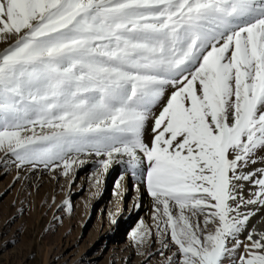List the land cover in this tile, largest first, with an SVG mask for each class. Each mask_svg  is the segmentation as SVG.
Returning a JSON list of instances; mask_svg holds the SVG:
<instances>
[{"label":"snow or ice","instance_id":"obj_1","mask_svg":"<svg viewBox=\"0 0 264 264\" xmlns=\"http://www.w3.org/2000/svg\"><path fill=\"white\" fill-rule=\"evenodd\" d=\"M0 46V162L125 164L135 244L264 264V0H0Z\"/></svg>","mask_w":264,"mask_h":264},{"label":"rangeland","instance_id":"obj_2","mask_svg":"<svg viewBox=\"0 0 264 264\" xmlns=\"http://www.w3.org/2000/svg\"><path fill=\"white\" fill-rule=\"evenodd\" d=\"M85 158L68 176L0 162V264H165L158 236L132 240L140 221L153 224L145 189L126 167L99 173Z\"/></svg>","mask_w":264,"mask_h":264},{"label":"bare ground","instance_id":"obj_3","mask_svg":"<svg viewBox=\"0 0 264 264\" xmlns=\"http://www.w3.org/2000/svg\"><path fill=\"white\" fill-rule=\"evenodd\" d=\"M0 47H2V46H0ZM94 159H96L95 162H98L97 158H94ZM85 160L91 161V160H93V158H85ZM114 164L126 167V171H128L130 174L129 179L133 183V186L139 185L141 189H144V185L142 183L141 178L139 176H133L131 173V170L127 167V165L118 164V163H114ZM140 191H142V190H140ZM250 225L254 226L257 230H264V209L257 210L256 216H254L252 218V220L250 221Z\"/></svg>","mask_w":264,"mask_h":264}]
</instances>
